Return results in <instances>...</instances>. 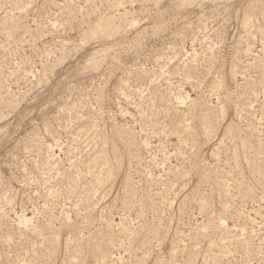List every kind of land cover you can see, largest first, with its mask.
<instances>
[{
  "label": "rangeland",
  "instance_id": "1",
  "mask_svg": "<svg viewBox=\"0 0 264 264\" xmlns=\"http://www.w3.org/2000/svg\"><path fill=\"white\" fill-rule=\"evenodd\" d=\"M0 264H264V0H0Z\"/></svg>",
  "mask_w": 264,
  "mask_h": 264
}]
</instances>
